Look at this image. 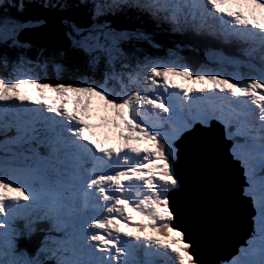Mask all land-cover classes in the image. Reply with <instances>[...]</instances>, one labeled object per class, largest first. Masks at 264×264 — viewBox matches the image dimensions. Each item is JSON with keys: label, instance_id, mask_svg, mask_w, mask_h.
I'll list each match as a JSON object with an SVG mask.
<instances>
[{"label": "snow or ice", "instance_id": "1", "mask_svg": "<svg viewBox=\"0 0 264 264\" xmlns=\"http://www.w3.org/2000/svg\"><path fill=\"white\" fill-rule=\"evenodd\" d=\"M51 11L63 15L49 43ZM149 26L245 59L210 49L218 67L194 68L178 47L154 56ZM34 48L71 78L39 75ZM0 57V264H201L169 194L184 190L177 141L195 156L213 121L255 212L223 264H264V0H0ZM37 231L34 250L20 246Z\"/></svg>", "mask_w": 264, "mask_h": 264}, {"label": "water", "instance_id": "2", "mask_svg": "<svg viewBox=\"0 0 264 264\" xmlns=\"http://www.w3.org/2000/svg\"><path fill=\"white\" fill-rule=\"evenodd\" d=\"M46 35L49 43L55 36L47 27ZM197 141L195 156L177 141L181 152L177 171L184 190L169 194L181 208L173 226L186 232L201 264H217L234 254L250 235L251 203L249 198H239L245 177L240 161L229 152L231 144L222 128L213 125L212 131L198 134Z\"/></svg>", "mask_w": 264, "mask_h": 264}, {"label": "rangeland", "instance_id": "3", "mask_svg": "<svg viewBox=\"0 0 264 264\" xmlns=\"http://www.w3.org/2000/svg\"><path fill=\"white\" fill-rule=\"evenodd\" d=\"M48 22H49V20H48ZM60 21H57V22H54V23H59ZM61 28V25L60 24H49L48 26H47V30H49V31H51V33H53V34H55L56 35V33H57V31L59 30ZM56 66H57V64L56 65H54V67L53 68H48L47 66H46V62L45 61H43V60H41V62H39V61H37V66L35 67V71L39 74V75H41V76H46V77H48L47 76V72L49 73V74H51L52 76H53V78H56L57 76H59L62 72H65L64 71V68L63 67H61V68H56ZM0 69H1V71H2V73H5V74H8V73H10V66H6L5 65V63H4V60L3 59H0ZM42 70H44L43 72H42ZM50 70H52V71H50ZM65 79H69V78H71V76L70 77H64ZM96 78H99V77H96ZM110 86H113V87H116L117 89H119V84L117 83V82H115V81H113V82H110ZM40 227H41V225H40ZM42 228V227H41ZM37 234H42V231H37L36 232ZM236 254H232L229 258H227V259H231V257H233V256H235ZM220 264H223V262H221Z\"/></svg>", "mask_w": 264, "mask_h": 264}, {"label": "trees", "instance_id": "4", "mask_svg": "<svg viewBox=\"0 0 264 264\" xmlns=\"http://www.w3.org/2000/svg\"><path fill=\"white\" fill-rule=\"evenodd\" d=\"M49 13V14H48ZM48 13H46V15H47V17H51V18H53V19H58L59 17H62V15H63V13H59V12H56V11H51V12H48ZM117 19H124L123 17H117ZM141 22V21H140ZM129 27H132L131 25L129 26ZM32 51H33V53H32ZM32 51H30L29 53H28V55H29V57H31L33 60H36L38 57H37V51H36V49L34 48ZM194 54L195 53H192V54H189V55H191V56H194ZM12 55H14V53H12ZM196 55V54H195ZM188 56V55H187ZM189 58H190V56H188ZM69 58L70 59H72L73 60V62H76V58L75 57H72V54L71 53H69ZM194 58V57H193ZM0 59H3L4 60V58L3 57H0ZM39 59V58H38ZM198 59H201L200 58V56H199V58ZM41 60H43V61H45L46 62V66L48 67V68H53L54 67V65H56V64H58L59 63V61L57 60L56 62H54L52 59H51V57L49 56V54L47 53V52H45V53H43V55L41 56V59H39V60H36V61H39V62H41ZM197 61V60H196ZM193 62H195V61H193ZM56 68H58L57 66H56ZM44 70H42V72H43ZM50 71H52V70H50ZM65 71V70H64ZM53 72V71H52ZM63 73V76L64 77H70L71 75H72V73H70V72H62ZM10 73H8V74H5V73H2V71H1V69H0V75H9ZM47 76L48 77H50V78H53V76L51 75V74H49L48 72H47ZM97 77H99L98 75H97ZM2 138V137H1ZM31 241L33 242V240H32V238H31ZM20 242H23L22 243V245H21V247H24V248H27L28 247V239H22V240H20ZM35 248H31V250H34Z\"/></svg>", "mask_w": 264, "mask_h": 264}, {"label": "bare ground", "instance_id": "5", "mask_svg": "<svg viewBox=\"0 0 264 264\" xmlns=\"http://www.w3.org/2000/svg\"><path fill=\"white\" fill-rule=\"evenodd\" d=\"M224 50L225 51H230V50H236L235 49V47H233V46H226L225 48H224ZM41 228V227H40ZM44 234V233H43Z\"/></svg>", "mask_w": 264, "mask_h": 264}, {"label": "clouds", "instance_id": "6", "mask_svg": "<svg viewBox=\"0 0 264 264\" xmlns=\"http://www.w3.org/2000/svg\"><path fill=\"white\" fill-rule=\"evenodd\" d=\"M157 38H159L158 34H157Z\"/></svg>", "mask_w": 264, "mask_h": 264}]
</instances>
